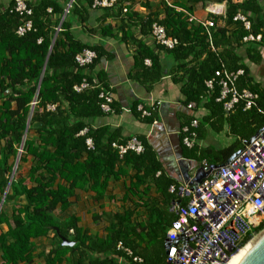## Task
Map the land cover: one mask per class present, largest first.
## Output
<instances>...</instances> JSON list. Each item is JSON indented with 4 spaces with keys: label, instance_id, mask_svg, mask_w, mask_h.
<instances>
[{
    "label": "trees",
    "instance_id": "1",
    "mask_svg": "<svg viewBox=\"0 0 264 264\" xmlns=\"http://www.w3.org/2000/svg\"><path fill=\"white\" fill-rule=\"evenodd\" d=\"M95 1L102 0H73L62 22L66 5L54 0L27 3L32 15L25 19L31 20L33 30L23 37L15 34L21 18L13 10L14 2L6 9L0 8V142H4L0 152V199L11 179L5 202L21 197L25 200V204L10 219L0 212V264L31 261L33 240L46 237L49 232L55 235L58 245L45 256V264H60L64 261L66 264H120L108 256L128 258L117 245L121 243L123 248L131 252L127 234L135 231L136 225L131 224L129 214H115V223L109 225L105 237L93 239L77 226L75 217L60 222L53 213L56 210L65 212L70 204L69 199L78 189L91 190L96 200H100L107 192L109 180L112 178L117 181L126 177L129 169L133 176L126 193L149 195L153 191L158 195L157 198H148L144 203L150 218H153L150 233L155 239L157 230L166 219L159 204L172 200L174 195L169 193L171 186L176 189L179 187L176 179L164 174L155 151L144 137L136 138L143 146L142 153L128 151L120 155L112 144L124 145L130 138L125 139L119 129L108 126L96 129L88 127V120L118 115L121 110L112 101V112L102 111L103 101L99 94L108 89L106 76L101 72L92 76L90 71L100 59H111L112 56L101 46H90L75 39L70 32L72 17L86 24L91 11L100 12L96 19L101 24L100 37L117 40L133 50V67L128 78L147 91L164 77L165 66L155 49L146 46L135 33L145 37L151 33L152 24L157 23L164 27L168 36L178 41L173 49L158 45L156 49L163 51L174 62L169 74L173 84L179 86L181 105L187 107L190 103L194 104L190 110L192 114L185 119L182 127L195 119L198 123V139H204L208 131L221 132L224 127H227L228 135L235 139L232 145L219 150L212 147L187 149L181 144L184 159L197 164L206 161L208 165H221L241 151L243 143L264 127V92L253 84L248 68L235 53L237 48L245 44L242 41L244 37L260 35V41L247 42L249 45L245 49L249 61L255 64L260 62L258 47L264 46V36L261 34V28L264 27V0H223L226 3L222 18L224 27L214 25L208 30L198 23L190 22L187 16L173 8L166 9L164 18L159 20L151 16L145 18L132 11L130 7L134 0H115L107 8L93 7ZM237 14L247 19L249 30L244 28L241 21L234 20ZM57 28L60 29L58 32ZM85 49L96 55L88 69L79 68L75 63L76 55ZM145 60L150 62L149 66L145 65ZM222 69L233 72L243 70V75L235 83L236 89H247L257 94L256 107L244 110V103L239 102L229 112L224 110V102L217 101L221 87L219 78L214 75ZM82 80L94 84L95 88L75 92L74 86ZM210 80L213 81L211 89L206 86ZM51 105L55 106L54 110H47L46 107ZM138 105V102H134L131 106L133 116L148 124L153 123L157 118L155 108L145 109L149 116L142 117ZM199 110L206 111V114L198 115ZM33 124L41 126L32 128ZM83 130L86 132L81 135ZM25 131L26 138L22 143ZM30 132L37 138L32 139ZM87 139L92 141L93 149L87 148ZM18 155L17 167L12 175ZM27 157L32 159L30 168L26 175H21L18 171L27 163ZM4 223L8 230L1 232ZM263 226L246 237L235 252L260 232ZM54 228L73 245L62 246ZM165 235L166 232L163 233L164 239ZM85 250L107 257L86 261ZM67 253L69 257H66ZM132 257L131 252L130 259ZM142 264H166V261L161 258L151 263L143 258Z\"/></svg>",
    "mask_w": 264,
    "mask_h": 264
},
{
    "label": "crops",
    "instance_id": "2",
    "mask_svg": "<svg viewBox=\"0 0 264 264\" xmlns=\"http://www.w3.org/2000/svg\"><path fill=\"white\" fill-rule=\"evenodd\" d=\"M12 1L0 0L1 10L6 9ZM24 1L36 4L40 0ZM54 1L67 6L70 0L68 3H66V0ZM233 2H241V0H233ZM260 4L263 5L262 2ZM213 7L220 8L221 14L213 12ZM130 8L141 16H145V18L151 16L159 20L164 18L166 9L173 8L176 12L184 14V16L186 14L192 16L196 20V22L193 21L195 24L197 22L212 21L215 26L224 27L222 18L225 14L226 3L223 0H134ZM99 16L100 12L91 11L86 24L79 23L75 17H72L70 19L72 23L70 32L81 43L90 46H101L104 51L112 56L111 59H100L95 68L90 71V75L95 76L101 72L106 76L108 90H110L113 101L116 102L121 112L118 115L111 114L103 118L90 119L87 121L88 127L96 129L101 126H108L111 129H119L125 139L144 137L155 151L164 174L179 181L175 174L169 173L167 167L173 166V158H178L179 149L181 148L179 131L185 119L190 117L192 113L181 105L182 97L179 86L171 81L169 73L173 70L174 62L163 51L156 49L157 46L151 34L141 37L135 33L137 38L142 39L146 46L155 49L165 66L164 77L147 91L145 87L128 78V74L133 67V50L117 40L102 39L100 37L99 28L101 24L96 22ZM261 34L264 36V27L261 28ZM248 45L249 43L241 45L235 50V53L248 68L253 84L264 92V46L258 47L261 60L255 64L246 57L245 49ZM134 102H138V107H142L144 110L155 108L157 118L153 123L156 122V124H148L141 118H135L130 111ZM204 114H206V111H198V115L203 116ZM29 135L32 139L37 138L33 132H30ZM234 141L235 139L228 135L227 127H224L221 132L208 131L205 138L200 140V143L202 148L212 147L219 150L229 147ZM3 145L4 142L1 141L0 152ZM163 159L167 165L163 162ZM27 160V163L23 164L18 171L21 175H26L30 168L32 159L27 157ZM192 163L194 167H198L196 162L192 161ZM132 176L133 172L128 169L126 177L117 181L111 178L108 182L107 192L100 200H96L95 193L91 190H76L74 196L69 199L70 204L67 210L63 213L56 210L53 216L60 222L66 218L75 217L77 226L84 230L90 238L103 239L109 225L115 223L113 221L114 215L126 212L130 215L131 224L136 225V230H132L127 234L133 257L130 259L126 255L129 259H124L111 254L108 257L113 258L120 264H142L143 258L153 263L165 258L166 255L163 233L167 231L174 217L176 218L175 213L171 210V202L174 199L172 198L170 202H160V210L163 211V216L166 219L162 221L161 228L157 230V238L153 239L154 235L150 233V224L153 222V218H150V212L145 208L144 203L148 198H157L158 195L153 191L149 195L141 193L130 195L126 193V189L129 187L130 181H132ZM2 199L3 197L0 199V203ZM24 204V197L5 202L4 196L0 212L2 211L4 216L10 219L15 215L16 210ZM7 230V224H2L1 232H6ZM33 245L34 251L31 261L18 264H45V256L57 247L58 241L55 235L49 232L46 237L33 240ZM84 253L86 261L107 257L106 255L86 250ZM66 257H69V253H67ZM133 258H138L141 261L134 262ZM60 264H66V262L64 261Z\"/></svg>",
    "mask_w": 264,
    "mask_h": 264
},
{
    "label": "built area",
    "instance_id": "3",
    "mask_svg": "<svg viewBox=\"0 0 264 264\" xmlns=\"http://www.w3.org/2000/svg\"><path fill=\"white\" fill-rule=\"evenodd\" d=\"M13 2V10L21 18V24L16 28L15 34L23 37L33 30L31 20L25 19L30 17L32 12L24 0H13ZM113 3L115 0L95 1L93 7L107 8ZM47 12L50 13L51 10L48 9ZM123 12L125 13L126 10L123 9ZM186 16L190 22H196L192 16L188 14ZM234 20L241 21L246 30L250 29L249 22L241 14H237ZM197 23L206 30L214 27L212 21ZM59 30L57 28L56 32ZM150 34L155 44L165 49L170 50L178 45V41L168 36L164 27L157 23L152 24ZM260 38L259 35L254 37L250 34L242 41L244 43L258 42ZM95 58L93 51L85 49L76 55L75 63L79 68L88 69ZM144 63L147 66L150 65L148 60ZM243 73L242 69L235 72L222 69L214 73L215 77L219 78L218 84L221 87L217 101L224 102L223 108L226 112L232 110L233 106L239 102L244 103V110L256 107L257 94L247 89L240 91L236 89L235 83ZM212 84V80L206 82L209 89L212 88ZM94 88V84L82 80L79 85L74 86L73 90L79 93ZM99 98L103 101L102 111L111 113L113 98L110 90H102ZM54 108L53 105L46 107L49 111H53ZM186 108L192 110L194 104L190 103ZM137 109L142 117L149 116V112L142 107ZM197 126V120L194 119L189 125L180 129L179 135H182L183 147L202 148L196 132ZM85 132L86 130H83L80 134L83 135ZM257 133L251 143H247L248 141L243 143L238 156L229 163L216 165L219 167L211 170L203 182L195 184L190 181H178L177 189L174 186L169 188V193L174 195L171 210L176 218L165 235V245L168 246L165 255L166 264H228L232 256L231 250L235 251L246 237L264 224V127ZM86 146L88 149H93L90 139L86 140ZM112 147L117 149L120 155L128 151L135 154L143 152L141 142L135 137L128 139L124 145L112 144ZM198 167L204 172H209L212 165L202 161ZM263 230L264 226L260 232ZM260 232L254 234L249 241ZM117 248L131 257V252L123 248L121 243H118ZM133 261L141 260L133 258Z\"/></svg>",
    "mask_w": 264,
    "mask_h": 264
},
{
    "label": "water",
    "instance_id": "4",
    "mask_svg": "<svg viewBox=\"0 0 264 264\" xmlns=\"http://www.w3.org/2000/svg\"><path fill=\"white\" fill-rule=\"evenodd\" d=\"M72 2H73V0H70L69 3L67 4L66 9L64 11V15L62 16L61 22L63 21L66 14L68 13V10H69ZM212 10L215 13L221 14L220 8L213 7ZM33 105H35V103H33ZM31 111H32V109H31ZM40 126H41L40 124H33L32 128H38ZM257 134L258 133H256L254 135V137L257 136ZM254 137H252L247 143H251L253 141ZM25 138H26V131H25L24 136L22 138V143H24ZM239 153H240V151L233 154L225 163H229L233 158L238 156ZM18 160H19V155L16 158L15 165H14L13 171H12V175H13L16 167H17ZM173 160H174L173 166H168L167 168H168L169 173L175 174L176 175L175 177L180 182L190 181V183L199 184V183L203 182V180L207 177V175L210 173L211 170L219 167V166H212V167H210L209 172H204L200 167H194L192 161L184 159L182 157L181 148L179 149L178 158H173ZM163 162L165 163L164 159H163ZM10 182H11V179L9 181V184H8L6 190H5V193L3 195V199H4L5 194L7 193ZM3 199L0 203V206L3 202ZM54 231H55V234L57 235V237L59 238V240L61 241L62 246L70 247L73 245V243L68 242L62 236H60L57 228H54ZM164 248H165V254H167L168 246L165 245ZM231 252H232V256L236 253L233 249L231 250ZM234 264H264V234L261 236L260 240L257 243L253 244L241 256L240 261L235 262Z\"/></svg>",
    "mask_w": 264,
    "mask_h": 264
},
{
    "label": "bare ground",
    "instance_id": "5",
    "mask_svg": "<svg viewBox=\"0 0 264 264\" xmlns=\"http://www.w3.org/2000/svg\"><path fill=\"white\" fill-rule=\"evenodd\" d=\"M264 234V230L256 235L251 241H249L244 247L237 251L231 258L228 260V264H234L235 262L240 261L241 256L255 243H257L261 236Z\"/></svg>",
    "mask_w": 264,
    "mask_h": 264
}]
</instances>
